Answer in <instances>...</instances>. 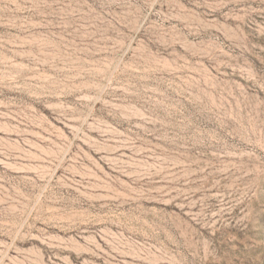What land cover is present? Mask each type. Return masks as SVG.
<instances>
[{
	"label": "rangeland",
	"instance_id": "374dc122",
	"mask_svg": "<svg viewBox=\"0 0 264 264\" xmlns=\"http://www.w3.org/2000/svg\"><path fill=\"white\" fill-rule=\"evenodd\" d=\"M0 264H264V0H0Z\"/></svg>",
	"mask_w": 264,
	"mask_h": 264
}]
</instances>
